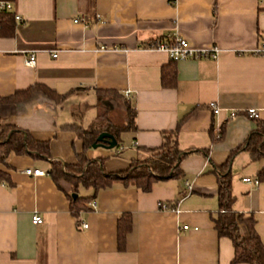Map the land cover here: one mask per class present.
Here are the masks:
<instances>
[{"label":"crops","instance_id":"0c3cea01","mask_svg":"<svg viewBox=\"0 0 264 264\" xmlns=\"http://www.w3.org/2000/svg\"><path fill=\"white\" fill-rule=\"evenodd\" d=\"M12 2L21 20L10 34H0V97L37 84L60 99L34 91L24 100L0 103V125L15 126L48 146L47 157L9 152L0 164L6 174L0 181V264H229L231 239L217 234L212 219L218 210L212 167L237 146L248 145L250 134L264 125V52L254 53L264 42V0ZM75 17L88 24L73 23ZM168 33L196 48L215 47L216 57L172 61L145 47ZM28 52L35 53L32 68L23 65ZM172 70L173 85L162 86V72ZM105 91L134 111L133 127L119 134L114 148L84 149L64 126L88 128ZM248 108L256 110V119L246 116ZM230 111L236 112L233 117ZM175 129L180 151L206 153L182 157L181 174L157 180L148 192L120 183L95 193L78 187L76 197L90 196L96 208L90 210L88 201L74 214L69 183H55L47 173L50 162L72 165L80 153L102 159L107 172L125 171L142 149L160 145L162 132ZM27 167L46 174L26 175ZM260 170L264 157L252 159L247 149L238 152L231 162V192L232 209L252 214L264 245ZM242 177L257 183L247 184ZM160 203L171 209L161 210ZM33 213L41 222L31 221ZM122 213L129 216L130 229L118 249Z\"/></svg>","mask_w":264,"mask_h":264},{"label":"trees","instance_id":"16d2710c","mask_svg":"<svg viewBox=\"0 0 264 264\" xmlns=\"http://www.w3.org/2000/svg\"><path fill=\"white\" fill-rule=\"evenodd\" d=\"M12 1V0H11ZM15 22L11 12H0V34H10L12 24ZM174 83V70L169 75L161 74L162 86H172ZM34 91H39L51 98L59 100L52 90L42 85L35 84L33 87L18 91L7 97H0V103L16 102L24 100ZM114 92H103L98 96V107L104 112L97 115L94 122L88 128H81L77 124H65L74 131L77 138L82 142L83 148L87 149L94 143L100 132H108L119 142V134L133 127L134 111L125 104L120 96ZM119 101L121 111L118 115L107 114L112 109V98ZM110 100V101H109ZM108 110V111H107ZM102 118V119H101ZM101 119V120H99ZM177 130L162 132L161 143L155 148L142 149V153L129 162L125 171L107 172L103 167L102 159H87L83 153L76 154V162L65 165L60 162H50L47 173L55 183L62 180L69 183L70 192L76 193L78 187L90 188L94 193L101 189L111 187L114 183L123 186H132L141 192H148L157 180L177 177L181 174L179 161L187 154L205 150L180 151L176 143ZM248 145H240L231 150L226 160L220 165H213L212 172L216 176V198L218 210L212 217L214 228L218 235H224L231 239L233 246L232 257L229 264L246 262L248 264H264V245L254 227L255 220L251 213L236 212L232 209L234 195L231 192V162L233 157L241 150H249L252 159L264 157V125L253 131ZM47 142L37 141L15 126L0 125V164L9 152L14 154H28L33 158L47 157ZM6 174L0 170V181H5ZM257 179L264 180V170L257 173ZM70 201V211L74 214L86 209L89 197L77 196ZM170 207L169 204H167ZM130 229V218L126 214H120L117 219L116 244L118 249L124 247V237Z\"/></svg>","mask_w":264,"mask_h":264},{"label":"built area","instance_id":"2783aa9c","mask_svg":"<svg viewBox=\"0 0 264 264\" xmlns=\"http://www.w3.org/2000/svg\"><path fill=\"white\" fill-rule=\"evenodd\" d=\"M0 12H11L13 14L15 22H20L21 18L20 16L14 11L13 8V2L11 0H0ZM95 21L99 20V15H95L94 17ZM73 23H81L83 25L88 24V20L82 17H75L72 19ZM148 49L151 50H156V51H161L167 54V56L170 58L172 61H178V60H184V59H197L200 57H211L215 58L218 50L215 47H212L211 50H204L200 48H196L192 45H190L187 40L184 38L178 36L175 33H168L163 37L155 38L148 42V44L145 46ZM103 47H101L102 49ZM264 52V42L261 43V46L258 50H256L254 53L255 54H261ZM52 57H55L56 54L55 52L51 53ZM35 53L34 52H28L25 54L23 57V65L29 68L34 67L35 65ZM128 92L124 93V96H128ZM210 107L212 113H217L219 111V108L215 106V104L210 103L208 104ZM235 111H230L229 112V117H233L235 115ZM245 114L247 117L256 119L258 114L256 110L253 108H248L245 110ZM118 151L120 150V147L117 149ZM22 172L26 175L30 176H43L46 174L44 170L38 169V168H24ZM242 182H245L247 184H256L257 180L255 178H249V177H242L241 178ZM88 207L90 210H94L96 208V202L95 200H90L88 202ZM159 208L163 211H168L169 208L165 203H160ZM41 217L37 213H33L31 216V221L33 223H38L41 222ZM80 226L81 227H86V223L80 221ZM183 228H186L187 225L183 224Z\"/></svg>","mask_w":264,"mask_h":264},{"label":"water","instance_id":"95a60500","mask_svg":"<svg viewBox=\"0 0 264 264\" xmlns=\"http://www.w3.org/2000/svg\"><path fill=\"white\" fill-rule=\"evenodd\" d=\"M117 144V141L115 140V138L109 134L108 132H100L96 138L94 143L91 144V147H104L106 149H111L114 148ZM71 197L75 198L76 194L75 193H71Z\"/></svg>","mask_w":264,"mask_h":264},{"label":"rangeland","instance_id":"374dc122","mask_svg":"<svg viewBox=\"0 0 264 264\" xmlns=\"http://www.w3.org/2000/svg\"><path fill=\"white\" fill-rule=\"evenodd\" d=\"M108 98H112V97H108ZM112 99H114V97L112 98ZM112 109L110 110V111H108L107 112V114L108 115H110V116H113V115H118L119 114V112L121 111V103L119 104V101H117V100H112ZM102 112H104V109L102 108V107H99V110H98V115H101L102 114ZM102 119V118H101ZM101 119H99V120H101Z\"/></svg>","mask_w":264,"mask_h":264}]
</instances>
